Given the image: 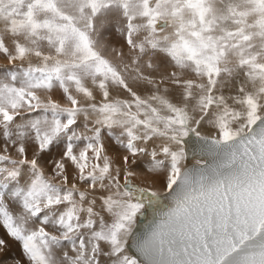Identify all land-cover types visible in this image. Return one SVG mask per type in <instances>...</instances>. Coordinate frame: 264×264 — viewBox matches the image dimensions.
I'll return each instance as SVG.
<instances>
[{
    "label": "snow or ice",
    "instance_id": "obj_1",
    "mask_svg": "<svg viewBox=\"0 0 264 264\" xmlns=\"http://www.w3.org/2000/svg\"><path fill=\"white\" fill-rule=\"evenodd\" d=\"M0 264H264V0H0Z\"/></svg>",
    "mask_w": 264,
    "mask_h": 264
}]
</instances>
